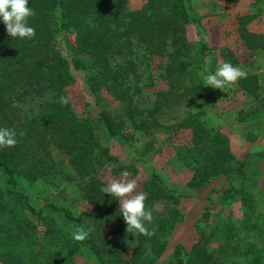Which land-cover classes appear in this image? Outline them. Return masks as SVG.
<instances>
[{
  "label": "trees",
  "instance_id": "16d2710c",
  "mask_svg": "<svg viewBox=\"0 0 264 264\" xmlns=\"http://www.w3.org/2000/svg\"><path fill=\"white\" fill-rule=\"evenodd\" d=\"M127 0H29L35 15L29 25L35 29V37L21 39L10 37L0 19V128H12L18 133L17 144L12 148H0V260L2 264H28L33 259H24L23 253L13 246L20 238H31L33 224L27 217L36 218L46 227L44 237L58 243L62 230L55 221V214L74 224L91 229L87 239L78 241L73 233L58 244L55 250L43 251L46 259L38 255L34 264H64L69 252L77 248L90 250L97 264H154L162 254L170 236L182 215L179 203L184 197L178 194L157 172H152L144 185L146 207L152 210L153 221L146 226L155 229V235L147 237L137 233L136 244L131 248V259L126 262L124 253L128 248L124 236L127 226L118 207V200L104 194L101 188L107 183L97 180L93 174L107 154L101 147L90 123L79 117L68 105L60 103L66 96L64 88L78 71L82 59H86L89 90L92 95L108 91L125 104L123 110L131 119L130 72L136 77L130 57L139 48L148 56L166 57L164 78L170 91L159 94L156 102L161 108L170 97L179 98L192 94L202 97L201 82L191 86L183 83L189 71L201 70L206 59V46L202 44L193 62L190 44L186 40V26L196 23L185 0H144L141 9L129 12ZM73 34V39L68 38ZM60 38L66 48L62 56L55 47ZM116 57L122 63L111 64ZM193 66V67H192ZM181 86L180 91L174 89ZM46 96L48 99H46ZM43 100V106L34 116L24 115L22 105L28 100ZM199 112L187 113L182 127L194 132V152L197 158L194 174L188 187L198 189L209 184L216 176L237 175L245 178L246 160H235L229 151L228 140L221 133H211L199 119ZM99 120L109 137L120 142L119 131L124 126L122 119H115L99 112ZM60 151L67 157L65 164L56 163L46 151L47 147ZM191 151H188V154ZM264 157V155H263ZM65 167V168H64ZM71 173L79 179H88L79 188L80 198L88 202L97 212L79 217L71 211L52 203L36 208L27 194L19 191L17 178L28 182L44 181L51 185L70 180ZM58 178L55 182L54 179ZM223 198L238 196L244 209L243 228L236 230L230 223L217 226L214 231H200V239L188 253L183 245H176L172 252L173 264H264V215L259 214L257 205L242 186L223 190H212L211 194ZM164 200L160 213L154 212V203ZM27 212L25 220L12 221L6 216L9 203ZM6 216V217H5ZM209 213L205 212L203 221ZM115 222L111 238L106 235L109 222ZM75 228L73 232L75 231ZM213 236L218 240L216 253H208L204 241ZM72 238L74 245L70 244ZM215 253V255H214ZM223 255L227 260L223 261Z\"/></svg>",
  "mask_w": 264,
  "mask_h": 264
},
{
  "label": "rangeland",
  "instance_id": "374dc122",
  "mask_svg": "<svg viewBox=\"0 0 264 264\" xmlns=\"http://www.w3.org/2000/svg\"><path fill=\"white\" fill-rule=\"evenodd\" d=\"M188 11L196 19V23L186 26L185 37L190 44L193 62L200 50L206 46L204 67L189 71L183 83L191 86L193 81H200L203 88L202 97L192 94L179 98L170 97L159 108L156 98L159 94L170 91L164 78L166 57L148 56L142 49L135 48L130 57L134 65L136 77L130 72L128 83L131 87V102L134 112L128 119L123 107L125 104L115 99L108 91H99L92 95L89 90L86 59L64 88L66 96L71 97L69 106L81 118L92 125L98 141L107 154L96 168L93 176L104 183L110 178H119L124 171L130 172L129 179H135L137 191L145 192L144 185L152 172H157L178 194L183 195L179 203L181 221L177 222L172 234L167 236V244L154 264H173L172 252L176 245H183L185 253L200 239V231L209 233L217 226L230 223L239 230L244 224V209L238 196L226 197L211 194L212 190H223L242 186L257 205L259 214L264 215V0H185ZM144 0H127L126 10L133 12L141 9ZM68 38L73 39V34ZM55 47L59 54L66 55V48L58 38ZM122 57L111 61L112 65L122 63ZM230 62L246 70L247 75L235 84L222 89L208 87L202 74L214 73L217 66ZM193 67V66H192ZM181 86L174 89L180 91ZM46 99L48 97L46 96ZM43 100H28L22 105V113L34 116L43 106ZM195 109V110H193ZM105 112L115 119H122L124 126L119 131L122 140L109 137L108 132L99 120V112ZM199 112L203 126L211 133H221L228 140L229 151L235 160H246V176H216L209 184L198 189L188 187L194 174L197 154L193 151L194 132L191 128L182 127L187 113ZM56 163L65 164L67 157L60 151L47 147L46 150ZM188 151H191L188 154ZM111 165L116 167L110 168ZM70 180H63L57 185L44 181L28 182L17 178L19 191L29 197L36 208L45 203H52L67 208L72 215L96 214L92 206L80 198L79 188L88 179H79L71 173ZM58 178H55L56 182ZM0 181L3 176L0 173ZM5 215L12 221L25 220L27 212L17 208L12 202L8 204ZM164 200L154 203V212L160 213ZM118 207H120L118 202ZM205 212L209 213L207 221H203ZM5 216V217H6ZM0 217H4L0 213ZM33 227L31 238H20L13 244L23 253L24 259L36 262L38 255L46 259L43 251L55 250L58 244H65L66 237L73 233L74 224L67 222L61 214H55V221L62 230L61 242H51L44 237L46 227L36 218L27 217ZM124 228V236L128 248L124 253L126 262L131 259V248L136 244L137 233H128ZM115 231V222H109L106 228L107 237L111 238ZM66 236V237H65ZM218 240L213 236L204 241L207 252L218 247ZM68 243H66L67 246ZM70 244L74 245L72 238ZM214 253V255H215ZM64 264H97L94 256L86 247L77 248L68 253ZM223 257V261L227 259ZM30 261L28 264H34ZM52 262L58 264L53 256ZM0 264H2L0 260Z\"/></svg>",
  "mask_w": 264,
  "mask_h": 264
},
{
  "label": "clouds",
  "instance_id": "9594fccd",
  "mask_svg": "<svg viewBox=\"0 0 264 264\" xmlns=\"http://www.w3.org/2000/svg\"><path fill=\"white\" fill-rule=\"evenodd\" d=\"M35 12L29 7V0H0V19L6 26V32L10 37L32 39L35 37V29L28 21ZM208 87L222 89L225 86L235 84L239 79L246 77L247 72L239 66H233L230 62L219 64L214 73L202 74ZM71 97L61 96L60 103L68 105ZM195 110V109H193ZM23 137L25 132H17L12 128H0V148H12L17 144V136ZM116 167L111 165L110 168ZM130 172L124 171L119 178H110L105 187L101 188L104 194L117 198L119 211L127 225L126 231H135L138 234L151 237L155 235V229H149L146 224L153 221L152 210L146 207L147 194L137 191L138 184L135 179H129ZM91 229L77 226L73 232L74 239L83 241L88 238Z\"/></svg>",
  "mask_w": 264,
  "mask_h": 264
}]
</instances>
